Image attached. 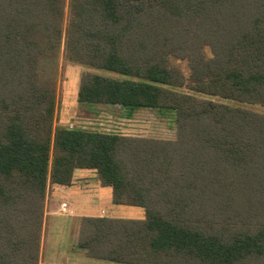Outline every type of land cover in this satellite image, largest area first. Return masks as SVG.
<instances>
[{
    "label": "trees",
    "instance_id": "16d2710c",
    "mask_svg": "<svg viewBox=\"0 0 264 264\" xmlns=\"http://www.w3.org/2000/svg\"><path fill=\"white\" fill-rule=\"evenodd\" d=\"M62 50L124 77L84 72L80 102L171 109L176 138L56 126ZM244 105L264 107V0H0V264H41L49 190L76 171L145 212L83 217L90 258L264 264V114Z\"/></svg>",
    "mask_w": 264,
    "mask_h": 264
},
{
    "label": "rangeland",
    "instance_id": "374dc122",
    "mask_svg": "<svg viewBox=\"0 0 264 264\" xmlns=\"http://www.w3.org/2000/svg\"><path fill=\"white\" fill-rule=\"evenodd\" d=\"M65 20V23H67L68 5ZM171 61L175 66H178L185 75L189 74V69L185 61L174 58ZM84 72H95L107 77L124 78L116 73L69 62L64 58L62 50L57 79L56 126H67L90 131L111 132L158 139L176 138V115L171 109L159 111L153 109L132 110L122 106L104 104L89 105L80 102L78 93L81 77ZM178 90L191 93L201 98L234 104L214 96L191 92L186 88H179ZM244 107L264 114V107L256 105H244ZM87 172L95 176L94 172ZM64 190L65 189L59 190V194L52 197V191L50 189L47 207L51 205V199L58 201V203L61 202V198L64 199L65 197L63 196ZM104 190H109V188H105ZM83 199L82 203L85 200ZM103 203V207H105L107 211L106 216L130 219H141L145 216V212L141 208L131 206L119 207L112 204L108 205L106 202ZM71 210L70 208L67 213L62 212L61 209L55 210L54 212L50 211L48 222L46 221L45 224L41 263L65 264L70 258H76L79 260H88V262H99L98 264H100V262L103 261L87 257L84 250L80 249L77 245L80 217L91 212H85V208L80 207L78 211L72 215L70 214ZM103 264L121 263L105 262Z\"/></svg>",
    "mask_w": 264,
    "mask_h": 264
},
{
    "label": "crops",
    "instance_id": "0c3cea01",
    "mask_svg": "<svg viewBox=\"0 0 264 264\" xmlns=\"http://www.w3.org/2000/svg\"><path fill=\"white\" fill-rule=\"evenodd\" d=\"M94 174H89L87 171H76L75 177H74V184L72 186H58L55 185L51 188L52 191V197H55L59 194V190L65 189L63 192V198H61L60 205L58 201H54L51 199L50 206L46 209V221L48 222L50 211L55 210H62V212H68L71 208L70 214H75L80 207L85 208V212H91L86 213L84 215H80V221L85 216H106V209L103 207L104 203L106 204H112L111 199V191L104 190L105 188L102 187L99 182L97 181L96 177L94 178ZM85 200H84V199ZM82 199L84 200L82 203ZM63 204H66V208L64 210ZM116 206V205H114ZM121 207V206H119ZM138 208V207H137ZM94 212V213H92ZM114 218H120L115 216H109ZM79 228H80V222H79ZM78 237H79V229H78ZM78 237H77V245H78ZM79 247V246H78ZM80 248V247H79ZM81 249V248H80ZM84 250V249H83ZM85 255L86 251L84 250ZM88 257V256H87ZM90 258V257H89ZM93 259V258H91ZM98 260V259H97ZM103 261V260H100ZM108 261L100 262V264H103ZM99 262H88V260H79L76 258H70L67 263L65 264H98ZM43 264V262L41 263ZM63 264V263H61Z\"/></svg>",
    "mask_w": 264,
    "mask_h": 264
},
{
    "label": "built area",
    "instance_id": "2783aa9c",
    "mask_svg": "<svg viewBox=\"0 0 264 264\" xmlns=\"http://www.w3.org/2000/svg\"><path fill=\"white\" fill-rule=\"evenodd\" d=\"M63 208H64V210H65V208H66V204H63Z\"/></svg>",
    "mask_w": 264,
    "mask_h": 264
}]
</instances>
